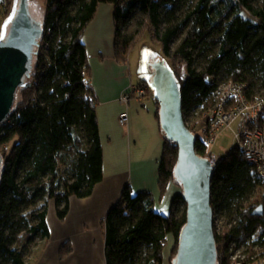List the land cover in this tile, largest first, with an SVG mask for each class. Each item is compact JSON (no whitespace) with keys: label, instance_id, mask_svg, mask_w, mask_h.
<instances>
[{"label":"trees","instance_id":"obj_1","mask_svg":"<svg viewBox=\"0 0 264 264\" xmlns=\"http://www.w3.org/2000/svg\"><path fill=\"white\" fill-rule=\"evenodd\" d=\"M43 1L44 35L35 48L33 70L0 129V264H29L25 251L13 247L17 237L24 233L31 240H49L50 203L55 202L58 218L64 221L70 199L90 197L104 179L97 99L88 82L83 43L101 4L115 9L114 50L119 62L129 60L146 34L161 44L181 86L185 122L200 157L207 158L208 140L197 129L213 106L219 84H243L250 101L264 96V0ZM8 2L6 13L11 9ZM165 141L158 173L162 197L171 182L179 185L178 147ZM218 161L211 205L236 225L225 235L215 233L217 264H229L227 246L233 240L256 239L259 232L256 244L264 248V215H253L264 206V194L257 197L264 183L242 148H232ZM154 203L149 193L134 194L128 186L123 190L104 220L106 264H164L169 235L175 241L170 257L174 264L187 207L178 195L164 217Z\"/></svg>","mask_w":264,"mask_h":264},{"label":"crops","instance_id":"obj_2","mask_svg":"<svg viewBox=\"0 0 264 264\" xmlns=\"http://www.w3.org/2000/svg\"><path fill=\"white\" fill-rule=\"evenodd\" d=\"M114 11L112 5L101 4L83 37L90 66L88 82L97 99L104 179L90 197L70 199L64 221L58 218L52 201L47 212L51 236L43 241L49 244L33 251L30 264H106L104 220L127 186L134 194H151L155 211L164 217L171 213L175 198L182 192L179 185L171 182L161 196L158 173L166 138L160 127L158 103L154 99L122 102L126 91L148 81V75L143 68L137 72L146 78L135 75L130 58L125 63L116 59ZM125 112L129 121L123 127L119 116ZM170 240H174L172 235L167 237L164 264H171L170 248L167 249ZM67 243L71 252L61 259L59 253Z\"/></svg>","mask_w":264,"mask_h":264},{"label":"water","instance_id":"obj_3","mask_svg":"<svg viewBox=\"0 0 264 264\" xmlns=\"http://www.w3.org/2000/svg\"><path fill=\"white\" fill-rule=\"evenodd\" d=\"M15 14L0 42V129L11 116L18 90L33 70L35 48L43 34V24L33 21L29 0H18ZM148 81L159 107L160 127L165 138L178 147L176 181L187 207L174 264H217L214 210L211 205V161L198 155L196 139L183 114L181 86L165 60L147 66ZM19 100V97H18ZM2 159L0 155V167ZM178 196V195H177ZM264 206L253 215L263 216Z\"/></svg>","mask_w":264,"mask_h":264},{"label":"built area","instance_id":"obj_4","mask_svg":"<svg viewBox=\"0 0 264 264\" xmlns=\"http://www.w3.org/2000/svg\"><path fill=\"white\" fill-rule=\"evenodd\" d=\"M246 87L241 83H221L213 92V106L204 114L201 127L204 138L208 140L207 158L215 171L219 156L210 147L217 140V136L224 130L231 129L234 147L242 148L249 165L255 170L264 183V96L255 101L248 100ZM155 99L154 89L150 82H141L131 86L122 96V102H144ZM128 112L119 116L121 126L128 122ZM230 150V151H231ZM235 221L228 222L225 216L214 212L215 233L221 236L229 233ZM229 264H264V248L256 244V239L233 240L228 246Z\"/></svg>","mask_w":264,"mask_h":264},{"label":"rangeland","instance_id":"obj_5","mask_svg":"<svg viewBox=\"0 0 264 264\" xmlns=\"http://www.w3.org/2000/svg\"><path fill=\"white\" fill-rule=\"evenodd\" d=\"M8 1L9 0H0V3L2 5V7L0 9V42L5 37L6 27L8 26L11 19L13 18L14 14H15L14 12H15L17 5H18V2H17L18 0H10V2H11L10 8L11 9L9 12L6 13L5 5L7 3L9 4ZM29 1H30L29 2V13L31 15L32 20L33 21L39 20V22L43 24L44 17L46 14V12H45V10H46L45 1H43V0H29ZM138 41H139V43H138L137 47H135V49L131 52L132 54L130 57V62H131V64H133L135 75L137 74L140 77L146 78V75H142L143 73L138 74V72H137V71H139L138 68L141 70L143 68L146 71L147 66H149L151 64H155L158 61L165 60V58H164V54L162 51L161 44L158 42L152 41L149 34H146L145 36H143ZM196 114H198V116H199L200 111H198ZM203 122H204V119L201 123V126L198 127V129H197L198 134L202 137H204V131L201 128L203 126L202 125ZM234 144H235V142H234V138L232 137V130L228 129V130H224L223 132H221L217 136V140L212 144V146L210 147V150L216 156L225 157L226 154H228L229 151L231 150L230 148L234 146ZM8 149H10V147H8ZM258 192H259L257 195L258 198L263 196L264 190H261ZM257 197H256V199H257ZM256 199H253V201H255ZM253 201H252V203H253ZM39 207H40V205H39ZM37 208H38V206L32 207L29 212L31 213V211H36ZM258 234H260V233L257 232L256 239L258 237ZM170 241H171V243L168 244V246H167L168 250L170 248V251H169L170 255H169V253H166L167 258H168V255H169V257L171 256L172 250L174 247V243H175L174 240H170ZM172 241H173V243H172ZM48 244H49L48 242H43V241H40L39 239L31 240L29 236L22 233L19 235V237H17V243H15L13 247H16L20 250L21 249L24 250L25 253L27 254V257H26L27 261L30 264L34 259L33 258V251L41 249ZM97 246H98V244H97ZM70 249H71V245L69 246V244H68V246L65 249L60 251L59 256L61 257V259H65L67 257L66 255L70 254V252H71ZM168 261H169V259H168Z\"/></svg>","mask_w":264,"mask_h":264}]
</instances>
